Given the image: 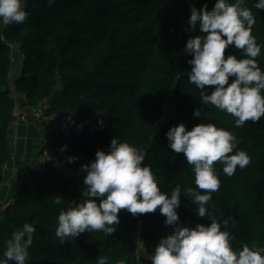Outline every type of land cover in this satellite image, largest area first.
I'll return each instance as SVG.
<instances>
[{
    "label": "trees",
    "instance_id": "obj_1",
    "mask_svg": "<svg viewBox=\"0 0 264 264\" xmlns=\"http://www.w3.org/2000/svg\"><path fill=\"white\" fill-rule=\"evenodd\" d=\"M215 3L54 0L49 5L48 0H25L27 21L1 24L0 187L12 156L11 48L24 55L14 76L15 92L29 106L48 100L46 113H59L64 120L55 118L43 132L42 146L56 161L41 169L25 165L14 197L0 206V254L12 233L31 223L36 231L26 264H98L101 256L108 257L107 264H151L156 245L173 231L159 208L137 216L122 209L112 235L85 231L64 243L55 236L58 216L74 201L83 202L86 172L82 166L94 161L98 150L108 151L114 138L147 152L143 164L150 165L162 191L170 195L177 184L199 190L183 153L168 147L166 133L180 123L188 130L199 123H213L238 138V150L247 152L250 163L226 176L223 165L215 162L221 183L208 206L214 215L217 210L232 218L228 230L235 237V250L242 243L264 246V117L237 127L230 114L203 105L200 90L188 81L192 67L188 61L193 55L184 50L192 37L191 9L206 4L212 10ZM246 3L256 16L252 34L264 45V9L254 8L255 0ZM198 33L207 35L200 29ZM228 55L244 58L234 45L226 49ZM256 59L264 71V47ZM214 88L206 86L205 90ZM169 106L172 115L167 116ZM197 108L208 113L203 121L194 116ZM69 115L74 123L67 119ZM64 145L68 147L61 151ZM69 156L77 157L74 163L68 162ZM55 195H63L62 204L53 203ZM177 211L184 226L211 223L207 216L197 215L192 198L183 192Z\"/></svg>",
    "mask_w": 264,
    "mask_h": 264
},
{
    "label": "clouds",
    "instance_id": "obj_2",
    "mask_svg": "<svg viewBox=\"0 0 264 264\" xmlns=\"http://www.w3.org/2000/svg\"><path fill=\"white\" fill-rule=\"evenodd\" d=\"M53 2L48 0L49 5ZM24 4L25 0H0V24L25 23L29 13ZM253 7L264 9V0H255ZM197 22L200 31L207 35L189 38L184 51L193 55L188 61L192 66L188 81L200 90L201 103L230 114L237 127L244 126L247 121L258 122L264 117V71L256 58L264 45L252 34L256 23L252 9L246 0L234 3L216 0L212 10H208L206 4L199 10L192 7L190 31L196 29ZM232 45L242 51L244 58L225 57L226 49ZM206 86L215 88L207 91ZM194 116L203 121L208 113L197 108ZM67 119L74 123L71 115ZM99 124L102 127L103 120ZM166 136L168 147L175 153H183L192 166L196 188L203 191L191 187L182 189L179 184L170 195L162 191L150 165L143 164L147 152L114 138L108 151L98 150L95 160L82 166L86 172L84 199L61 210L55 231L59 243L77 238L85 231L112 235L120 223L122 209L137 216L159 208L166 217L165 224L172 226L173 231L160 239L151 264H264V246L242 243L240 249L235 250L232 246L235 237L228 230L232 218L216 216L208 206L212 193L219 190L221 183L215 162L223 165L226 176H232L237 166L242 169L250 163L247 152L238 150V138L213 123H199L191 130L180 123L172 126ZM67 147L64 145L61 151ZM76 159L69 156L68 162L74 163ZM182 192L192 198L197 215L207 216L210 224L189 227L179 223L177 209L181 205ZM62 202L63 195L53 197L54 204ZM35 231L31 223L14 231L5 241L0 264H26ZM107 262V256L98 258V264Z\"/></svg>",
    "mask_w": 264,
    "mask_h": 264
},
{
    "label": "built area",
    "instance_id": "obj_3",
    "mask_svg": "<svg viewBox=\"0 0 264 264\" xmlns=\"http://www.w3.org/2000/svg\"><path fill=\"white\" fill-rule=\"evenodd\" d=\"M198 26L196 27L195 30L192 31V37L199 35L198 33ZM12 49V63H11V79H10V96L14 99L15 101V106L13 110V115H12V123H11V146H17L18 141H19V136L15 135L14 132L29 126L30 124H38L40 126V131H41V138H42V145H43V132L45 129V126L50 123L52 120L55 118H61L64 120L63 116L59 113L56 114H50L48 115L46 113L47 109L50 106V103L48 100H45L43 102H40L36 106H29L21 101V97L19 94L15 92L14 88V76L17 74L15 73L16 67L20 65L22 66V62L24 60V55L20 53L16 49ZM24 99V98H23ZM25 100V99H24ZM37 150L34 159L29 162L27 165L41 169L43 168L46 164L52 163L55 160V158L50 154V152L46 149L43 148V146ZM15 160V155L12 153L11 156V162H14ZM22 169V168H21ZM21 169L17 167H11L9 170V180L15 184V187L18 188L19 182L18 178H21ZM18 182V183H17ZM5 205V204H4ZM142 244V243H141Z\"/></svg>",
    "mask_w": 264,
    "mask_h": 264
},
{
    "label": "crops",
    "instance_id": "obj_4",
    "mask_svg": "<svg viewBox=\"0 0 264 264\" xmlns=\"http://www.w3.org/2000/svg\"><path fill=\"white\" fill-rule=\"evenodd\" d=\"M20 71V65L16 67L15 73ZM21 101L25 103V100L21 97ZM40 126L38 124H30L16 132L15 135L19 136L17 146H11L12 153L15 155L14 162H9L4 168L5 181L0 187V206L7 202H10L16 193V187L13 182L9 180V170L11 167L23 168L29 162H31L37 150L42 144H39V132Z\"/></svg>",
    "mask_w": 264,
    "mask_h": 264
},
{
    "label": "rangeland",
    "instance_id": "obj_5",
    "mask_svg": "<svg viewBox=\"0 0 264 264\" xmlns=\"http://www.w3.org/2000/svg\"><path fill=\"white\" fill-rule=\"evenodd\" d=\"M1 28H2V25L0 24V29ZM166 115L167 116L172 115V108L170 106L166 110ZM38 139H39L38 143L39 144H42L41 131L39 132V138ZM215 213H216V216H221L220 213H219V211L216 210Z\"/></svg>",
    "mask_w": 264,
    "mask_h": 264
}]
</instances>
